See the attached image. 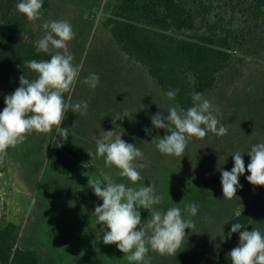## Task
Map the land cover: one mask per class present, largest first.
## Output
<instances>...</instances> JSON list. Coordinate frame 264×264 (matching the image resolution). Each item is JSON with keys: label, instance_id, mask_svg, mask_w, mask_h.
Here are the masks:
<instances>
[{"label": "rangeland", "instance_id": "obj_1", "mask_svg": "<svg viewBox=\"0 0 264 264\" xmlns=\"http://www.w3.org/2000/svg\"><path fill=\"white\" fill-rule=\"evenodd\" d=\"M179 1L197 14L196 30L182 32V36L229 35L233 52V62L222 72L218 86L203 94L228 133L219 137L208 132L203 139L193 138L180 157L157 150L153 140L168 133L155 129L151 117L158 112L166 116L173 106L182 108L166 96L145 66L120 50L106 26L118 0H50L47 14L35 22L26 18L34 43L45 34V22L71 24L75 35L68 48L81 71L70 97L73 104L86 101L89 105L86 115L76 112L74 131L65 138L68 145L91 156L84 173L65 176L51 169L49 133L28 135L24 143L8 150L0 166V227L16 223L18 247L37 250L41 264H129L115 244L103 243L104 226L93 214L97 205L84 204L75 195L89 178L135 187H148L149 182L164 203L153 206L145 221L153 211L183 210L192 202L197 204L198 214L192 217L196 227L186 229L179 251L167 256L150 251L151 264H217L224 245L223 225L244 209L251 215L247 230L258 227L264 232V186L250 184L246 170L240 176L237 196L226 200L218 170L231 171L237 151L244 154L247 169L251 160L247 152L252 145L264 143V5L258 9L257 0ZM17 2L0 0V33L5 30L6 11L21 14ZM92 73L99 76L95 88L83 83ZM12 93L10 84L0 78V111ZM125 110L128 117L114 125L113 119ZM116 125L124 129L122 139L143 153V159L136 161L143 165L139 169L142 180L136 185L120 177L115 167L106 168L96 154V140L106 131H116Z\"/></svg>", "mask_w": 264, "mask_h": 264}, {"label": "clouds", "instance_id": "obj_2", "mask_svg": "<svg viewBox=\"0 0 264 264\" xmlns=\"http://www.w3.org/2000/svg\"><path fill=\"white\" fill-rule=\"evenodd\" d=\"M15 7L29 21L35 22L41 18L43 0H18ZM42 27L45 34L35 41V47L37 52L50 54L51 58L26 62L25 66L37 74L36 79L29 80L26 75H21L20 86L5 97L6 106L0 111V166L5 164L8 150L24 143L33 132L47 134L55 126L67 138V128H60V125L68 109L87 114L89 105L86 101L73 104L64 99V94L72 90L81 71L68 48L75 35L71 24L54 20L45 22ZM83 83L95 88L99 76L92 73ZM166 96L174 99L176 90H169ZM192 99L193 106L186 111L173 106L166 116L158 112L151 117L155 129H164L168 133L153 140L161 154L180 157L193 138L203 139L208 132L219 137L228 133L202 93H193ZM122 114L118 113L113 119L114 125L116 120L128 117L127 110ZM116 128V131H106V135L96 140V154L104 159L106 168L115 167L120 177L136 185L142 180L139 169L143 168L136 161L143 159V153L138 146L122 139V127L116 125ZM149 131L145 129L146 133ZM243 155L239 151L232 155L234 167L231 171L218 168L226 200L237 196L238 188L242 187L239 177L246 170L250 173L247 176L250 184L264 186V143L252 145L247 152L251 157L247 169ZM88 185L103 202L93 212L98 223L104 226L103 243L115 244L129 264H151L150 251L162 256L175 255L187 237L186 229L193 231L196 227L192 217L198 214L199 208L195 202L183 210L168 207L166 211H153L151 218L145 221L142 220L141 209L150 210L164 203L163 197L155 194L152 187L115 182L105 184L98 178H89ZM182 211L188 214L187 217ZM231 233L239 234L238 246L229 253L232 264H264V232L258 227L249 231L241 223H234Z\"/></svg>", "mask_w": 264, "mask_h": 264}, {"label": "trees", "instance_id": "obj_3", "mask_svg": "<svg viewBox=\"0 0 264 264\" xmlns=\"http://www.w3.org/2000/svg\"><path fill=\"white\" fill-rule=\"evenodd\" d=\"M257 1L256 7L261 9L264 0ZM50 7V0H43L41 14H47ZM3 22L0 78L9 83L14 92L20 86L21 75H26L29 80L37 77L25 66L26 62L50 60L51 56L37 52L34 34L24 15L9 9L3 14ZM106 26L120 50L145 66L163 92L176 90L174 100L185 111L193 106V93L205 94L214 90L222 72L233 62L229 35H181L196 30L197 14L179 0H118ZM233 38L237 40L236 36ZM64 99L72 103L70 92L64 94ZM76 117V112L68 109L60 128H67L68 134L74 131ZM49 134L51 169L65 176L84 173L91 163L89 153L68 145L55 126ZM239 180L241 183L240 177ZM147 185L149 187V182ZM75 195L84 204L103 203L88 181L81 184ZM140 211L142 219L149 216V210ZM234 223L247 228L251 223L249 210L240 211L223 225L224 245L217 264H232L229 253L239 244V234L231 233ZM18 233L16 223L9 222L0 227V264H41L43 258L37 250L18 247Z\"/></svg>", "mask_w": 264, "mask_h": 264}]
</instances>
